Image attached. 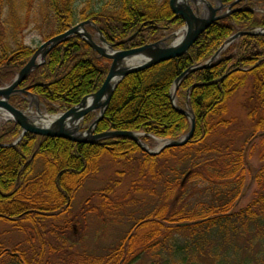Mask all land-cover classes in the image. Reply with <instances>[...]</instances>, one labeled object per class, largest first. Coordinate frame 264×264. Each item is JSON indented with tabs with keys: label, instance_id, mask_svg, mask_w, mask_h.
Masks as SVG:
<instances>
[{
	"label": "trees",
	"instance_id": "1",
	"mask_svg": "<svg viewBox=\"0 0 264 264\" xmlns=\"http://www.w3.org/2000/svg\"><path fill=\"white\" fill-rule=\"evenodd\" d=\"M222 1L229 5L235 0ZM261 4L264 0H243L239 11L215 22L186 55L127 76L96 131L143 133L150 146L153 137L177 140L187 134L191 122L171 100L175 81L189 68L209 61L236 33L264 29V15L256 11ZM47 6L56 30L46 40L91 21L116 50H129L184 26L169 0H47ZM87 30L96 34L91 26ZM17 32L8 33L10 41L15 38L12 42H0V87L10 84L36 51L22 43ZM109 67V60L73 35L56 45L20 88L37 96L43 109L55 115L97 92ZM249 80L252 88L244 107L252 133L241 141V131L234 129L236 118L228 117V101ZM20 103L25 108L24 101ZM177 104L192 109L195 134L187 145L156 156L126 137L86 144L27 133L12 145L22 128L14 122L0 124V219L31 236L27 250L20 246L9 250L0 243V263L8 256L16 264H136L151 256V264H264V33L241 36L209 67L189 73L180 82ZM179 153L189 162L186 172H159L162 159L174 160ZM254 153L261 165L252 174L248 161ZM105 156L139 167V183L148 176L157 180L161 189L151 191L157 206L135 219L132 231L106 253H76L79 242L73 240L75 226L68 218L76 194L99 172ZM249 178L252 198L242 205ZM113 183L103 190L101 207L88 210L101 217L109 212L110 223L118 211L134 203L113 202L110 195L120 182ZM61 219L64 224L58 225ZM36 240L39 250L33 245Z\"/></svg>",
	"mask_w": 264,
	"mask_h": 264
},
{
	"label": "rangeland",
	"instance_id": "2",
	"mask_svg": "<svg viewBox=\"0 0 264 264\" xmlns=\"http://www.w3.org/2000/svg\"><path fill=\"white\" fill-rule=\"evenodd\" d=\"M207 1L213 6L217 3V0ZM30 2L31 0H0L1 44L5 41L9 42L10 39H12L9 37L8 33L11 34V31L15 32L18 30L14 35L18 36L20 32L19 36H22L23 38V41L21 42L26 46L37 49L43 42H45L47 37L55 32V19L47 6V0H34L32 4H30ZM199 9L200 12L204 10V8L202 9L200 7ZM256 11L259 15H264V4L256 7ZM25 25L26 29H24ZM182 28L183 26L176 31L178 32ZM169 34L170 33L163 34L162 38L167 37ZM92 35L95 39H98L97 35ZM13 40H15V38ZM174 41L175 39H170L167 41V44H171ZM219 56L212 63H214ZM251 88L252 81L249 80L246 87L239 90L228 101V117L236 118L234 129L236 131H241V141L248 138L252 133V129L247 119V111L244 107V102L247 97H249ZM21 100H23L26 105L23 111H25L27 115H30L34 122L41 124L44 120L43 118L37 117L38 112L36 102L31 97L20 96L16 98L14 102L15 106H20ZM38 106L41 110L42 116H47L48 113L43 109L41 102H39ZM36 117L38 119H36ZM4 123H7V121L3 120L1 117L0 124ZM88 125L89 124H86L85 122L82 123L80 131H85ZM162 142L163 141H155L152 143V146L147 145L154 150L158 149ZM177 156L178 157L174 160L162 159L161 162L164 166L160 168L159 172H166L167 174L168 172H173V170H177V172H186L189 169V162L187 160H182V153H179ZM248 162L250 172L254 174L261 165L258 153L252 154ZM138 172H140L139 167L130 168L121 162L113 160L110 156L102 158L99 172L90 177L76 194L73 202L72 214L68 218L73 221L72 225L75 226L73 240L79 242L75 248L76 253L88 252L92 255H102L106 253L110 247L117 245L130 231H132V227H134V224L136 223L135 219L145 217L156 208L158 199L156 200V198L153 197L151 191H153V188L161 189V185L157 180L153 181L151 176L146 177L139 183ZM118 180L120 183L116 186L115 192L110 195L113 202L125 203L129 200H134V203L127 206L123 211H118L115 217V222L113 221L111 223L108 221L110 218L109 212H102L105 217L99 216L96 212H88L90 209L101 207L103 202L101 197L103 190L110 185L113 186V182ZM184 182L185 184L188 183L187 176L185 177ZM137 183L139 188L135 191V188L137 187L135 184ZM189 188L191 191H196L193 186H188V189ZM252 188L253 180L252 178H249L244 189L245 192L241 201L242 205H246L251 200ZM63 224L64 223L61 219V221L58 222V225ZM28 236V234L15 228L11 222L0 219V243L2 246L9 250L16 248L17 246H20L21 249L27 250L28 245L26 241L28 240ZM29 238H31V236H29ZM47 239H49L51 244H56L51 236H48ZM33 245L36 250L40 249L41 244L39 240H36ZM247 255L250 256L251 253H247ZM152 262L153 257L147 256L136 264H151ZM0 264L16 263L8 256H5Z\"/></svg>",
	"mask_w": 264,
	"mask_h": 264
},
{
	"label": "water",
	"instance_id": "3",
	"mask_svg": "<svg viewBox=\"0 0 264 264\" xmlns=\"http://www.w3.org/2000/svg\"><path fill=\"white\" fill-rule=\"evenodd\" d=\"M203 1L204 10L200 12L197 4L189 0H170L169 5L175 16H180L184 21V27L178 32L154 43L145 46L129 49L116 50L110 44L102 31L91 21L81 22L66 32L54 36L45 41L34 53L30 61L16 75L12 83L0 87V114L6 112L10 118L7 121H13L22 128L19 142L27 133H33L42 137L63 138L75 143L94 144L107 138L126 137L133 140L144 152L156 156L165 149L182 147L187 145L195 134L196 119L192 109L187 104L186 107H180L176 103L177 91L180 82L189 73L198 69L209 67L212 62L225 50L231 43L244 35H259L264 33V29L257 31L238 32L228 39L221 49L208 62L189 68L175 81V88L171 95L174 108L181 114L187 116L191 122L189 132L178 140H163L158 149H151L142 140L143 134L133 131H107L97 133V125L103 119L112 97L119 84L130 74L144 71L160 63L182 57L186 55L190 48L198 41L199 37L209 29L215 22L229 17L241 8L237 7L243 0H235L226 5L222 0H217L213 6L207 0ZM225 10V11H224ZM207 13L204 15V13ZM93 27L98 39L87 30V27ZM179 33H182L181 37ZM77 35L81 37L91 48L101 57L111 61L109 72L102 87L95 93L88 95L76 106L57 115L42 116L39 109V100L35 95L27 91L26 88H19L26 79L42 64L46 62L48 53L59 43L69 37ZM170 39H175L171 44H167ZM16 94H25L31 97L37 105L38 118L48 119L49 124L43 122L38 124L34 122L30 115L25 111L11 104L10 99ZM91 113H98L90 122L85 131H80L81 124ZM36 117V119H38ZM15 143V144H16ZM12 144V145H15Z\"/></svg>",
	"mask_w": 264,
	"mask_h": 264
},
{
	"label": "bare ground",
	"instance_id": "4",
	"mask_svg": "<svg viewBox=\"0 0 264 264\" xmlns=\"http://www.w3.org/2000/svg\"><path fill=\"white\" fill-rule=\"evenodd\" d=\"M191 3L197 4L198 7L202 8L203 7V1L202 0H189ZM207 13L205 12L204 15H206ZM182 33L179 34L178 37H181ZM2 117L3 120H8L10 118V116L6 113L3 112L2 114H0V118ZM41 118V117H40ZM43 124L47 125L50 123V121L48 119H43Z\"/></svg>",
	"mask_w": 264,
	"mask_h": 264
}]
</instances>
